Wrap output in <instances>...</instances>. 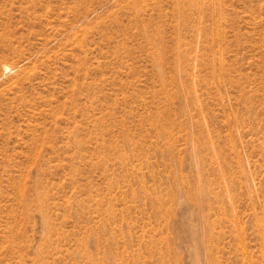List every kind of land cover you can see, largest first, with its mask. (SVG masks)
<instances>
[{
    "label": "rangeland",
    "instance_id": "obj_1",
    "mask_svg": "<svg viewBox=\"0 0 264 264\" xmlns=\"http://www.w3.org/2000/svg\"><path fill=\"white\" fill-rule=\"evenodd\" d=\"M0 264H264V0H0Z\"/></svg>",
    "mask_w": 264,
    "mask_h": 264
}]
</instances>
